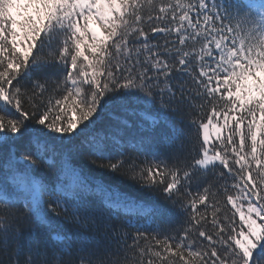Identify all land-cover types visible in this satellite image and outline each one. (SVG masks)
<instances>
[{
  "label": "trees",
  "instance_id": "trees-1",
  "mask_svg": "<svg viewBox=\"0 0 264 264\" xmlns=\"http://www.w3.org/2000/svg\"><path fill=\"white\" fill-rule=\"evenodd\" d=\"M0 264H264V0H0Z\"/></svg>",
  "mask_w": 264,
  "mask_h": 264
},
{
  "label": "rangeland",
  "instance_id": "rangeland-1",
  "mask_svg": "<svg viewBox=\"0 0 264 264\" xmlns=\"http://www.w3.org/2000/svg\"><path fill=\"white\" fill-rule=\"evenodd\" d=\"M83 7V5H82ZM191 26L194 27L195 23L190 22ZM93 26V25H92ZM164 32L163 30L160 33ZM91 33L94 38L98 39L102 36L99 27L93 26L91 29ZM236 57V54H233ZM239 67L245 69L246 77H247V87L249 89L250 95L247 97L249 101H252L255 96V83L257 82V78L263 77V72L259 69L253 70L251 68H247L246 66H242L241 63H237ZM225 68L220 65L218 59L215 55L209 56L205 65L200 68V75L206 81L205 87L209 90L210 93H216L219 95H223L226 99L231 100L233 98V93L227 91L226 88L229 85V78L225 74ZM224 130L221 125L212 119L210 122L205 124L202 128V136L205 143V149L203 151L202 158L197 162V167L206 170L220 163V155L218 151H214L212 145L218 141L223 135ZM37 184V183H35ZM38 185V184H37ZM37 185H34L35 192L32 194V200H34L35 205L38 200H40L41 192ZM74 187H91L90 182L85 180L78 172H74L72 175V181L69 184V188ZM96 191L101 193L104 192L102 187H94ZM58 192L64 193L66 191L65 186H58Z\"/></svg>",
  "mask_w": 264,
  "mask_h": 264
}]
</instances>
